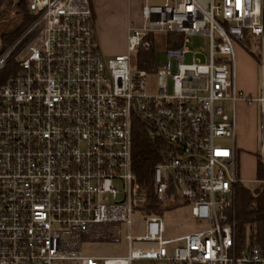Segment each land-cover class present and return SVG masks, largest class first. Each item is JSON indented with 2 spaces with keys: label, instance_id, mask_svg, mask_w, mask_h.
I'll return each instance as SVG.
<instances>
[{
  "label": "built area",
  "instance_id": "1",
  "mask_svg": "<svg viewBox=\"0 0 264 264\" xmlns=\"http://www.w3.org/2000/svg\"><path fill=\"white\" fill-rule=\"evenodd\" d=\"M263 8L264 0H143L126 52L104 57L88 0H25L32 20L0 52L1 71L29 38L0 83V264H264V221L260 243L249 245L234 219L238 100L257 106L254 155L264 167ZM155 34L175 39L147 91V71L130 54L151 50ZM191 36L206 48H191ZM243 39L259 70L255 96L235 84ZM134 118L160 144L152 202L131 167ZM180 207L192 228L169 234L163 214ZM120 242L122 256L81 250Z\"/></svg>",
  "mask_w": 264,
  "mask_h": 264
},
{
  "label": "rangeland",
  "instance_id": "2",
  "mask_svg": "<svg viewBox=\"0 0 264 264\" xmlns=\"http://www.w3.org/2000/svg\"><path fill=\"white\" fill-rule=\"evenodd\" d=\"M23 3V7L18 3ZM20 6V7H19ZM127 11H130L128 8ZM27 15L25 12V0H2L0 5V52L10 47L22 33L9 45L2 42V37L5 33L15 28ZM30 24V23H29ZM28 24V25H29ZM29 38H25L13 50L10 55V60L14 61L20 55V50ZM174 37L170 34H155L152 39V49L150 51L135 50L130 54V63L132 67H139L145 64L146 89L153 91L155 87L156 70L162 67L165 63V50L168 45L174 43ZM190 46L193 49L198 47L206 48V39L200 36H191L188 38ZM254 48H257V40L252 42ZM251 45L246 39H243L242 45H234V79L237 89L241 95L246 94V89L254 88L258 93L259 70L255 63V70L252 61H255L252 55L248 52ZM248 55L250 58H248ZM139 64V65H138ZM240 87V88H239ZM167 89H170V81L167 79ZM240 101H236L234 105V146H235V174L241 179L243 185H248L250 181L255 179V161L253 152L258 151L259 145V120L258 113L254 111V102L244 107H239ZM257 107V106H256ZM225 108L228 111L229 103L225 102ZM223 145L230 146V140L224 139L221 141ZM238 155V159H237ZM163 219L166 223L169 234H179L188 231L192 228V222L188 221V209L180 207L175 210L166 211L163 214ZM81 250L84 254L96 256H122L125 253L123 243H108V244H82ZM135 264H161L154 261H138Z\"/></svg>",
  "mask_w": 264,
  "mask_h": 264
},
{
  "label": "trees",
  "instance_id": "3",
  "mask_svg": "<svg viewBox=\"0 0 264 264\" xmlns=\"http://www.w3.org/2000/svg\"><path fill=\"white\" fill-rule=\"evenodd\" d=\"M2 0H0V5ZM23 7L24 2L18 3ZM19 6V7H20ZM264 10V8H263ZM32 17L25 15L22 21L2 37L3 44L12 43L28 26ZM264 38V28H263ZM150 51V50H149ZM139 65V64H138ZM143 63L139 68L145 69ZM15 71L14 61L9 60L0 71V83L7 75ZM132 144H131V167L138 184L145 188L148 200L152 202V169L159 160L158 141L150 140L145 133L142 122L134 118L132 120ZM255 179L262 180L263 184L254 189H249L242 183L235 185L234 193V219L235 231L238 242L243 244L245 240L249 245L260 243L263 233L264 221V167L255 157Z\"/></svg>",
  "mask_w": 264,
  "mask_h": 264
},
{
  "label": "crops",
  "instance_id": "4",
  "mask_svg": "<svg viewBox=\"0 0 264 264\" xmlns=\"http://www.w3.org/2000/svg\"><path fill=\"white\" fill-rule=\"evenodd\" d=\"M143 0H88L95 27V37L104 57L126 52V39L129 30L140 24L139 9ZM128 8L130 11H127ZM250 58L248 55H246ZM255 70V61H252ZM240 88V87H239ZM248 96H255L256 90H245ZM239 107H244L240 101ZM257 111L256 105L253 106ZM235 109V108H234ZM255 152H253L255 161ZM238 159V155H237Z\"/></svg>",
  "mask_w": 264,
  "mask_h": 264
}]
</instances>
